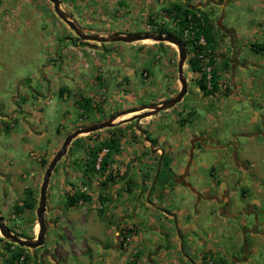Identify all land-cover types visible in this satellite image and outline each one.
<instances>
[{
    "label": "crops",
    "instance_id": "crops-1",
    "mask_svg": "<svg viewBox=\"0 0 264 264\" xmlns=\"http://www.w3.org/2000/svg\"><path fill=\"white\" fill-rule=\"evenodd\" d=\"M11 1L18 0H0V12ZM38 1L41 8L44 5L45 9L53 10L48 0ZM96 1L101 15L108 1L116 4L117 9L119 4L126 2L128 7L116 14L125 17L132 15L135 5L150 4V0ZM180 1L185 8H199L200 13L201 7L205 6L200 3L204 1L222 8L227 3V0H191L189 5L188 0L177 2ZM16 8L21 10L23 5ZM51 19L54 29V18ZM215 27L227 36L225 38L212 29L213 50L207 45L215 57L212 61L219 76L217 90L203 92L197 81L192 91L193 95L197 94V100L187 103L189 84L194 81H189L184 69L187 94L179 104L163 111L162 116L158 113L141 120L138 126L135 122L115 126L121 130L110 137L118 139L119 148L111 157L107 170L97 172L87 182L82 177V164L72 165L70 159L66 166H62L60 197L54 210L48 204L45 217V239L49 231L55 235L40 258L36 257L35 251L30 252L35 261L26 264H75L71 261L73 258L78 264H256L258 256L264 264V139L259 140L262 132L257 130L260 123L264 126V87L250 85L254 83L252 79L247 89L254 90L256 95L246 98L248 105L242 103L243 98L237 96L241 89L236 85L239 79L234 77V72L231 73V69L237 67L239 43L229 47V43L237 41V36L234 31L223 30L220 22H216ZM123 30L118 28L107 33ZM53 32L50 39L55 45L59 40ZM216 34L217 40L228 46L225 52L215 47ZM68 36L62 45L57 43L61 51L44 66L42 76L37 70L30 77L23 78H28V83L30 78L38 82L43 77L46 83H42L41 88L25 85V89L20 78L14 80L6 93L0 91V182L5 183L2 191L4 215L0 211L1 217L11 212L10 218H14V208L22 206L21 201L16 203L22 190H32L35 199L40 167L44 160L48 163L51 160L46 156L50 154L47 150L44 160L43 156L37 157L36 164L28 169L21 166L15 172L6 170L7 162L1 146L7 144L1 139V133L16 138L13 131L18 119L32 132L36 130L31 120H40V113L33 107L34 94L36 102L40 97L46 98V105H50L51 99L57 95L62 102L77 107L80 112H86L82 108V101L86 100L101 110L96 114L99 121L95 123H99L112 117L106 119L105 113L116 114L113 116L129 114L142 106L168 100L179 91L178 52L168 43L145 44L144 41L123 48L118 43H73L72 34ZM256 46L259 45H251V50L254 51ZM160 48L166 53L161 65L158 63L160 56L155 54L156 59L152 58L154 51ZM138 70L141 81L135 79ZM260 77L258 86L264 85V75ZM223 81L228 82L225 92L219 86ZM135 102L140 105H134ZM115 108L118 109L114 111ZM247 109L252 114L245 122ZM162 119L166 123L163 126L155 123ZM82 124L72 130L81 128ZM151 144L156 153L152 152ZM161 149L164 152L162 158ZM104 154L102 152L99 158ZM79 182L78 191H75L74 184ZM75 193L89 195L90 201L80 200L69 205L68 200ZM82 207L85 208L84 214L77 211ZM93 212L100 215L98 222L92 218L88 220L87 216ZM101 218L110 225L107 230L110 242L99 240ZM34 224L29 222L28 226L34 227ZM74 226H87L90 234L85 237L91 241L76 238L72 230ZM33 231L36 234L38 230L34 228ZM126 237L130 240L124 246ZM3 243L0 238V264H8L4 249L6 242Z\"/></svg>",
    "mask_w": 264,
    "mask_h": 264
},
{
    "label": "rangeland",
    "instance_id": "rangeland-1",
    "mask_svg": "<svg viewBox=\"0 0 264 264\" xmlns=\"http://www.w3.org/2000/svg\"><path fill=\"white\" fill-rule=\"evenodd\" d=\"M60 1L62 10H64L85 33L97 34L103 37L114 33L122 35L161 33L159 31H162V28L173 31L177 34V28L173 26V15L177 5L183 6L181 1V3L177 2L179 0H163V2L162 0H150L149 5L140 4V7L139 5H135L134 10L132 11V15L126 16L128 19H131L128 20L124 15H116L117 12H121L128 7L126 2H122L121 4H119V7L117 9L116 4H111V1H108L104 5L105 7L103 8V13L101 15L100 12L98 13L99 6L98 1L96 0ZM190 1L191 0H188L189 5L191 4ZM204 2L200 3V6L205 4V6L201 7V9L203 8L202 12L204 13L199 12L198 14L211 22V27L213 28L214 32L220 34L221 36H224L225 38L227 37L224 34V31H216V22H220L223 30H227L229 32L234 31L237 36V41L235 39L232 43H229L230 48L238 43V46L240 47V54L238 57H236L237 67L235 69H231V73L234 72V77H237L239 79V81L236 82V85H240L241 89L239 90V92H237V96L243 98L242 103L244 102L248 105V101L246 100V98L254 97V95H256L254 90L247 89V85L250 83V81L254 79V83L250 85L260 88L264 87V85H257L258 81L262 78L260 77V75H264V52H254L250 48L251 45H259L264 47V0H227V3L225 4L224 8L215 5H209L208 2ZM49 4L51 3L49 2ZM18 5H23V8L21 10L17 9L16 7ZM40 5L41 4L38 0H32V2H24L21 0H18L17 2L11 1L6 5V7L4 6L2 12H0V91H2L1 94H4L11 89L15 79H23L26 77H30V75L34 74L37 70L40 76H42L43 74L41 73H43L44 66L48 65L50 63V59L54 58L55 55L61 51L60 49H58L57 43H60L62 45L67 39V37H69L68 34H73L72 36H76L74 33H71V31H69L70 29L68 28V26L56 16L53 10L45 9L44 5L43 8H41ZM188 7L190 9L193 6ZM191 9L197 10L199 8L193 7ZM112 10H114V14ZM211 10H213V12L210 13ZM51 17L54 18V29H52ZM118 28H120V30L126 28L134 32L128 33L123 30L119 32L115 31L113 33H107L109 31H114ZM52 30L54 31V36L59 40L57 43L55 42V45L52 44L50 39V34ZM217 34L215 47L220 48V50H223L225 52L227 45L225 44L226 46H224L221 41L217 40ZM86 43L99 44L96 42ZM139 43L141 42H138V44ZM144 43L150 44L152 43V41H145ZM118 44L123 48H127L126 43ZM190 48L186 47L187 61L185 63L184 69L189 81H194V83L189 84L190 94L187 95L186 100L187 103H194L197 100V94L193 95L192 91H194L196 87L195 82L199 81L203 74L200 70V66L197 62L196 57L204 50L198 47L199 49L197 54L192 55L191 53H188ZM155 54L157 56H160L158 63L159 65H161V63L163 62L162 60L164 59V54L166 53L163 51V49L160 48L159 51H154L152 55L153 59H156ZM189 58L196 61L198 67L197 70H199L198 73L193 74V71L190 70L188 63ZM150 70H152V68H150ZM139 71L140 70H138V74L135 76V79L137 81H141ZM157 72L159 73L160 71L158 70ZM144 76L146 77V75ZM27 79H23L20 82L23 88L25 87V85L32 87L38 86V88H41V84L46 83L43 77H41L40 81L38 82L35 81L33 78H30V82L27 83ZM226 83L228 84V82ZM25 89L27 88L25 87ZM222 90L224 92L226 91L224 89ZM30 92L32 91L30 90ZM28 95L30 96L29 93ZM33 96V98L36 100V95L34 94ZM39 99V102H36L35 100L32 101L33 107H35V110L39 111L40 113V120H31L32 125L36 127L35 131L32 132L29 126H25L23 123H21V119H18V124L16 125L13 131L17 134L16 138L7 136L5 133H1V139H4L7 144V146H1V150L3 151V157L7 162L6 170L8 171L15 172L21 166H24L27 169L30 168L31 166L36 164L34 160L37 161V157L43 156L47 150H49L50 154H47L46 156L49 157L50 160L61 146L64 138L72 131H74L72 130L74 127H76L78 124H82V121L84 124L80 125L79 127L88 126L92 123L99 121L97 119L96 114H99L101 112L100 109H98L97 111L91 110L88 112H80L77 107H71L68 103L65 104L64 102H62L57 95L51 99L52 101L50 105H46V98L40 97ZM134 105H140V102H135ZM64 109H66V111ZM117 109L118 108H115L114 111ZM159 114L160 116H162L163 113L161 112ZM251 114L252 112L249 111V109L245 110V122H248V119L251 117ZM113 115L116 114L111 115L105 113L104 116L107 119L108 117ZM117 115L118 117L115 121L127 118L132 114L119 113ZM131 123L134 122H130L129 124ZM155 123H161L162 126L166 124L163 119L161 121H155ZM117 128H107L88 135H81L71 143V145L68 147L66 155L63 157V159L60 160L58 169H56V171H54L52 174L51 182L47 191V194H49L47 206L49 204V207H53V210L56 208V203L58 202V199L60 197L59 182L62 180L63 177V172L61 171L62 166H66L70 159L72 160H70L72 165L78 166V161H80V164L83 165L85 160H87V152L89 150L96 151L97 147H99L100 144L106 138H109L110 136L116 134L117 130H121ZM259 129L262 132L261 136L259 137V140L262 141L264 139L263 124L260 123L257 130ZM37 133H42L43 135L39 136L37 135ZM55 138L59 139L57 140ZM52 148H54V150L50 151V149ZM81 150H83L85 153H81ZM74 156L78 157L75 159ZM44 158L45 157L43 156L42 159L44 160ZM45 169L43 168V166L40 167L38 188L35 189V207L32 209H26L24 212L21 213L15 211V213L13 214L14 218H10V215H12L11 212L9 213V215H6L7 217L2 216L4 218V223H6V226L14 234L18 235L23 239H33L36 237L37 234H35V232L33 231L34 228L35 230H38L37 221L34 222L36 219L35 210L38 206L39 189L42 183V178ZM53 181H55V183H52ZM4 184V182H0V211L3 215L4 198L2 195V191L4 188ZM50 185H52L51 188ZM79 186L80 182L74 184V187L77 189L75 191H78ZM28 190L30 189L28 188L22 190L21 196L16 200V203L18 201H21L22 203L24 202ZM76 194L77 193H75L73 196H76ZM61 198L63 199V196ZM62 199L60 200V202H63ZM84 209L85 208L83 207L78 208L77 211L80 214H84ZM91 215L87 216L88 220L92 218L97 220L98 222V218L100 217V215L97 216L95 212H93ZM27 220L31 223H35L34 227L28 226L29 222H27ZM108 228H110V225L105 219H102V222L99 225L98 232L99 240H101L102 242L111 241V237H108L107 235ZM72 230L76 238L80 240L82 239L84 241H91L88 237H85L86 234H90V230L89 228H87V226H74ZM54 235L55 232L49 231L45 239L46 242L42 247L35 250H27L28 255L30 256V259L33 263L35 261V256L31 253L35 251L36 257L39 259V256L42 255L43 252H45L50 247L52 237ZM0 238L1 240H4V243L2 245H4L5 242H8L4 238H2L1 235ZM85 238H88V240H85ZM88 243L94 246L97 245L96 242ZM95 251H97V249ZM0 252H2L1 244ZM88 258L89 255H87V259ZM43 259L46 260V257H44ZM71 261L75 264H78L75 258L71 259ZM255 263H262V261L259 259V256L256 257Z\"/></svg>",
    "mask_w": 264,
    "mask_h": 264
},
{
    "label": "water",
    "instance_id": "water-1",
    "mask_svg": "<svg viewBox=\"0 0 264 264\" xmlns=\"http://www.w3.org/2000/svg\"><path fill=\"white\" fill-rule=\"evenodd\" d=\"M52 4V8L56 16L68 26V28L76 35V37L83 42H96L99 44L103 43H126L133 44L144 41H152L155 43H168L174 47L178 52V61H177V75L178 81L180 83V88L178 93L165 101L160 102L157 105H149L141 107L139 109H134L129 112L131 116L117 120L118 116H112L107 120H104L99 123H94L88 126H84L72 131L68 134L59 149L55 152L51 160L49 161L43 178L42 183L39 189V200L38 206L36 208V221L38 224V231L36 237L33 239H23L18 235L14 234L4 223V219L0 216V235L9 243L15 244L21 248H26L29 250H35L40 248L45 243V236L47 233V225L45 220V214L47 211V198H48V187L52 174L55 167L60 162V160L66 155L68 147L71 143L80 137L81 135H88L103 129L113 128L116 125L122 123L135 122L138 126L141 120L154 116L160 112L167 111L179 104L184 96L187 94V80L184 76V66L187 61V51L185 45L176 37L171 34H162V33H144V34H110L106 37L97 35V34H87L85 33L72 19L71 17L61 8L60 0H48ZM152 152L156 153L157 150H153V145L151 144ZM160 150V149H159ZM164 155V152L161 149V158ZM161 162H159V165ZM158 173V172H157Z\"/></svg>",
    "mask_w": 264,
    "mask_h": 264
},
{
    "label": "trees",
    "instance_id": "trees-1",
    "mask_svg": "<svg viewBox=\"0 0 264 264\" xmlns=\"http://www.w3.org/2000/svg\"><path fill=\"white\" fill-rule=\"evenodd\" d=\"M198 11H194L192 9H188L185 8L184 6L181 5H177L176 6V10L174 11V15H173V21L177 22L175 27L177 28V34L173 31L170 30H166L162 28L161 32L162 34H172L174 35L176 38H178L181 42L184 43V45L187 48H190V50L188 51V53L190 54H197L198 52V47L190 44L188 45L187 42H185L182 38V32L183 30L187 27L189 21H188V17H190L193 22H199L202 20V25H198V29L200 30L199 32H197L196 35V39H198L201 35H203L206 39V43L208 45V48L213 50V39H212V27H211V22L209 20H206L203 16L198 14ZM219 29H217L218 31ZM190 46V47H189ZM262 46H256V48H254L255 52L258 53H262ZM188 63H189V68L191 71L198 73L199 70L197 67V63L195 60L189 58L188 59ZM218 78L219 76L216 74L215 71H213L212 73V79L210 81V85L211 88L207 89V84H206V76L204 74H202L201 78L198 81V86L199 89L203 92H208V93H212L214 91L217 90V85H218ZM82 108L84 109V111L88 112L91 110H95L97 111L99 108L96 107H92L90 105V102L83 100L82 101ZM119 148V142L118 139L113 138V137H109L107 139H105L99 147H97L96 151H91L89 150L87 152V160H85L83 166H82V177L83 180H87L91 181V179L96 175L97 172H104L105 170H107L108 166L110 165L111 161V157L117 153ZM103 150H107L106 153L104 154V156L100 159V161L98 160L99 158V154L103 151ZM80 164V161H78ZM43 168L45 169L48 161L44 160L43 161ZM78 164V165H79ZM99 165V168L96 169V165ZM57 167H55L54 171H56ZM90 201V197L89 195L85 194V193H77L76 196L71 197L68 200V204L69 205H74V203L78 202V201ZM36 205V201L33 198V192L31 190H28L26 193V197L24 199V202L22 203V206H16L15 207V211L16 212H24L26 209H32L34 208ZM21 236V235H20ZM7 255H8V259L7 262L8 264H26L27 262H29L31 259L29 257V255H27V250L26 248H21L15 244L6 242L5 247H4ZM39 249V248H37ZM21 257H23V260L21 263H17L15 262L16 260H19Z\"/></svg>",
    "mask_w": 264,
    "mask_h": 264
},
{
    "label": "built area",
    "instance_id": "built-area-1",
    "mask_svg": "<svg viewBox=\"0 0 264 264\" xmlns=\"http://www.w3.org/2000/svg\"><path fill=\"white\" fill-rule=\"evenodd\" d=\"M188 21L189 23L187 27L182 32L183 40L188 44L198 46L199 48H202L204 50L203 52L197 55L196 59L200 66L201 72L206 76L207 89H210L211 88L210 81L212 79V73L214 71V65L212 63V60L215 59V57L213 56L211 50L207 49L206 39L203 35H201L198 39L195 38L196 37L195 34L200 31L197 26L202 25V20L199 22H193V20L190 17H188ZM176 23L177 22H174L173 26H175ZM219 86L222 89L226 90L228 84L226 82H220ZM106 151L107 150H103V152ZM129 240H130L129 237L125 238L123 243L124 246L128 244ZM22 260L23 257H21L19 260H16L15 262L21 263Z\"/></svg>",
    "mask_w": 264,
    "mask_h": 264
},
{
    "label": "flooded vegetation",
    "instance_id": "flooded-vegetation-1",
    "mask_svg": "<svg viewBox=\"0 0 264 264\" xmlns=\"http://www.w3.org/2000/svg\"><path fill=\"white\" fill-rule=\"evenodd\" d=\"M71 33H73V32L71 31ZM72 40H73V43H78V44L86 43V42H83V41L79 40L76 36H73ZM103 44H105V43H103Z\"/></svg>",
    "mask_w": 264,
    "mask_h": 264
}]
</instances>
